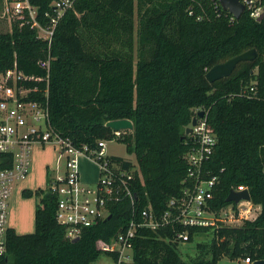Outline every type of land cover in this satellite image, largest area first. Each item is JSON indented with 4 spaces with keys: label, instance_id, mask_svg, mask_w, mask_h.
Listing matches in <instances>:
<instances>
[{
    "label": "trees",
    "instance_id": "1",
    "mask_svg": "<svg viewBox=\"0 0 264 264\" xmlns=\"http://www.w3.org/2000/svg\"><path fill=\"white\" fill-rule=\"evenodd\" d=\"M54 1H32L44 26L51 24L45 14L55 15ZM251 50L256 60L241 62L228 78L208 82L210 69ZM42 62H49L48 70ZM14 68L47 79L26 82L39 87L30 97L48 103L52 128L77 147L111 139L108 122H133L123 143L141 173L133 188L141 210L151 205L159 216L181 196L190 149L187 129L201 112L217 138L203 168L204 178L217 179L213 208L229 206L230 192L240 186L261 208L254 220L237 228L177 225V232L188 231L189 243L198 235H213L197 244L189 262L177 243L167 242L171 229H140L130 264L264 261V20L255 21L247 12L231 20L211 0H75L51 44L27 25L15 23L11 31L0 32V74ZM253 82L257 95L248 98L242 93ZM51 183L48 179V187ZM36 194L35 233L10 230L0 264H95L103 255L117 260L98 243L126 230L133 218L128 202L110 207L111 218L86 228L73 243L56 220L57 197L48 188Z\"/></svg>",
    "mask_w": 264,
    "mask_h": 264
},
{
    "label": "built area",
    "instance_id": "2",
    "mask_svg": "<svg viewBox=\"0 0 264 264\" xmlns=\"http://www.w3.org/2000/svg\"><path fill=\"white\" fill-rule=\"evenodd\" d=\"M32 1L0 0L1 19L7 21L10 31L15 23L20 27L27 25L37 30L39 39L51 44L59 20L67 9L72 8L75 0L54 1L55 15L45 14L46 17H51L50 26L41 24L38 19L39 8ZM211 1L216 8L220 7L223 12L229 14L231 20H237L223 9L219 0ZM239 2L244 7V13L247 12L253 20L258 21L264 15V0ZM41 66L48 70L49 62H42ZM45 80L47 79L26 76L16 68L0 74V256L7 253V238L12 230L10 208L13 189L31 173L32 150L35 146L54 144L62 149L60 159H64L65 172L52 178L48 189L57 197L56 220L65 227L69 240L80 239L86 228L111 217L110 207L113 205L124 202L131 205L133 218L126 230L109 243H98L102 252L117 255V260L109 258L112 264L133 262L134 241L138 238L140 229L153 232L171 229L173 235L168 236L166 240L177 243L180 247L188 244L190 237L188 231L177 232V225L186 229L237 228L245 221L251 220L247 216L255 207L251 200L230 203L221 209L213 208L217 179L204 178L203 168L214 153L217 138L208 130L205 112L203 118L196 116L197 123L190 126L192 132L186 137V144L190 149L184 156L188 171L182 194L171 199L166 211L157 216L151 205L142 210L139 207V200L133 190L136 180L142 179L137 161H119L107 154L108 142L123 143L124 135L132 131L112 130L111 139L100 140L93 147L75 146L52 128L48 103L30 97L39 91V87L26 86V82L39 83ZM242 94L254 98L257 95L256 82L245 88ZM81 160L89 161L99 169L97 185L86 186L82 182ZM232 190L248 191L243 186ZM244 262L253 264L250 259Z\"/></svg>",
    "mask_w": 264,
    "mask_h": 264
},
{
    "label": "rangeland",
    "instance_id": "3",
    "mask_svg": "<svg viewBox=\"0 0 264 264\" xmlns=\"http://www.w3.org/2000/svg\"><path fill=\"white\" fill-rule=\"evenodd\" d=\"M138 19L136 17V29ZM10 27L4 19H1V3H0V32L6 33ZM62 149L59 145L49 144L46 146H35L32 150V169L27 178L13 189L11 208H10V228L18 235H27L35 233V215L40 198L36 194L37 191H46L48 188V179L53 176H61L65 172L64 159H60ZM107 154L111 157H119L129 161H136L133 154L129 153L127 147L123 143L108 142ZM59 164V169L58 168ZM82 182L86 186H95L99 180V169L89 161H81ZM33 192L32 196H24L23 191ZM250 206V205H249ZM255 210V211H254ZM260 213V209L253 208L251 214L247 215L254 220ZM213 238L212 233L198 235L194 241L189 244L180 245L179 251L182 258L189 262L197 253V244L200 242H210ZM186 249H192L187 252ZM189 253V254H188ZM95 264H112L110 259L103 255ZM219 264H239L228 258L222 259ZM243 264V263H242Z\"/></svg>",
    "mask_w": 264,
    "mask_h": 264
},
{
    "label": "water",
    "instance_id": "4",
    "mask_svg": "<svg viewBox=\"0 0 264 264\" xmlns=\"http://www.w3.org/2000/svg\"><path fill=\"white\" fill-rule=\"evenodd\" d=\"M223 9L230 14H232L237 20L240 19L244 13V7L240 4L239 0H219ZM264 20V15L258 20L262 22ZM258 57L256 50H251L245 52L233 59L228 60L225 63L219 64L208 71L206 74V79L209 83H214L221 79L228 78L232 75L236 67L241 62H252ZM200 118L204 116V113L199 114ZM197 123L196 119L192 121V126H195ZM106 126L113 131H133L134 124L131 120H117L111 121L106 124ZM192 132L191 128L187 129V134ZM241 200L250 201L251 197L248 191L236 192L232 190L227 198V203H239ZM111 218V217H109ZM79 239H75L72 242L77 243ZM253 264H264V261H257Z\"/></svg>",
    "mask_w": 264,
    "mask_h": 264
},
{
    "label": "crops",
    "instance_id": "5",
    "mask_svg": "<svg viewBox=\"0 0 264 264\" xmlns=\"http://www.w3.org/2000/svg\"><path fill=\"white\" fill-rule=\"evenodd\" d=\"M81 161H83V160H81ZM84 161H86V160H84ZM57 169H59V164H58V168ZM80 172H81V163H80ZM81 176H82V172H81ZM55 177H58V175L57 176H53L52 178H55ZM82 179H83V177H82ZM256 208H258V209H260L261 210V208L259 207V206H255ZM189 244V243H188ZM186 251L187 252H192V249H186ZM189 254V253H188ZM224 259V258H223ZM236 262H238L239 264H245V262L244 261H236ZM219 264V263H218Z\"/></svg>",
    "mask_w": 264,
    "mask_h": 264
}]
</instances>
